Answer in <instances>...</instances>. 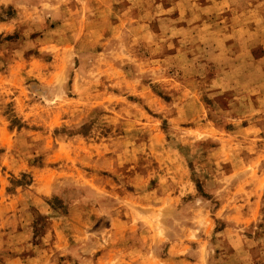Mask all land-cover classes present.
Listing matches in <instances>:
<instances>
[{"label": "rangeland", "instance_id": "rangeland-1", "mask_svg": "<svg viewBox=\"0 0 264 264\" xmlns=\"http://www.w3.org/2000/svg\"><path fill=\"white\" fill-rule=\"evenodd\" d=\"M0 264H264V0H0Z\"/></svg>", "mask_w": 264, "mask_h": 264}]
</instances>
